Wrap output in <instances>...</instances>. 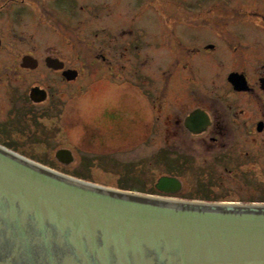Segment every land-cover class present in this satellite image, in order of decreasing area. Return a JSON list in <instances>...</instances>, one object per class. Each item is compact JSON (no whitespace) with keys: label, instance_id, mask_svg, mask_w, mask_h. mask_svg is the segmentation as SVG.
Wrapping results in <instances>:
<instances>
[{"label":"flooded vegetation","instance_id":"1","mask_svg":"<svg viewBox=\"0 0 264 264\" xmlns=\"http://www.w3.org/2000/svg\"><path fill=\"white\" fill-rule=\"evenodd\" d=\"M215 4L209 13L219 10ZM39 7L40 0H0V150L20 156H45L42 162L46 165L87 180L84 173L102 168L103 157L125 156L135 149L138 135L145 146L142 181L147 187V88L142 98L134 99L133 95L132 99L131 89H136L130 85L133 79L119 81L116 72L124 69L119 65L120 54L135 53L134 36L129 34L128 46L122 45V49L114 40L109 53L117 66L111 65L104 50H98L88 61L87 53L76 50L66 58L47 55L41 60L32 52L7 48L8 40L19 36L18 30L30 13L35 12L32 14L38 21ZM230 14L229 18L206 20L200 25H190L187 20L175 25L171 21L170 38L164 36L167 51L176 59L192 60L218 57L221 48L216 38L220 39L226 70L223 97L218 94L209 98V108L198 105L183 114V104L176 101L168 105L166 116L182 118L180 130L161 133L159 158H155L166 167L178 163L168 154H191L202 146L214 150V161L224 163V167L236 164L249 173L264 169V4L255 3ZM188 30L207 32L211 39L196 43L182 34ZM48 60L55 65H47ZM103 69L111 71V82L98 78L101 84L92 90L95 82L89 80L102 74ZM188 89L196 96L197 88L190 85ZM141 100L142 107L138 106ZM161 176L178 178L182 182L180 191L173 195L157 191L154 185ZM152 188L151 196L177 198L182 195L183 181L159 173Z\"/></svg>","mask_w":264,"mask_h":264},{"label":"water","instance_id":"2","mask_svg":"<svg viewBox=\"0 0 264 264\" xmlns=\"http://www.w3.org/2000/svg\"><path fill=\"white\" fill-rule=\"evenodd\" d=\"M153 193L0 150V264H264V203Z\"/></svg>","mask_w":264,"mask_h":264},{"label":"rangeland","instance_id":"3","mask_svg":"<svg viewBox=\"0 0 264 264\" xmlns=\"http://www.w3.org/2000/svg\"><path fill=\"white\" fill-rule=\"evenodd\" d=\"M255 3L264 4V0H40L38 21L33 15L35 12L30 13L33 17L24 19L25 22L17 33L19 36L12 41L9 39L7 48L32 52L41 60L47 55L66 58L72 50H76L87 53L88 61L98 50H104L111 65L117 66L110 54L114 40L120 42L122 49V45L128 46L127 40L134 36L135 53L130 50L128 55L125 52L120 54L119 65L124 69L116 72L119 73V81L133 79L135 85H130L136 89H131L132 99L133 95L134 99L142 98V91L147 88V187L142 181L145 174V146L138 135L134 138L137 143L135 149L125 156H105L102 158V168L84 173L88 176L87 180L77 176L73 178L154 191L152 185L158 174L163 173L181 178L182 195L264 203V169L249 173L236 164H230L232 168L224 167V163L214 161V150L210 151L199 145H196L199 148L191 154H168L170 160L177 158L178 161L172 168L160 164L155 158H159L162 135L181 129V116L177 119L164 114L170 102L174 104L178 101V104H183L184 114L198 105L209 108V98L224 93L226 70L222 41L216 38L221 52L212 60L198 57L193 60L189 57L176 59L175 55L167 51L164 43V36L170 38V25L179 24L183 20L189 21L186 23L190 25H200L206 20L212 22L213 19L229 18L231 12L247 6L253 7ZM214 4L219 10L217 8L209 13ZM182 34L191 36L196 43L211 39V34L199 30H188V33ZM167 41L172 45L170 39ZM192 64L197 68L192 67ZM109 72L103 69L102 74L90 79L89 81L95 82L90 83L91 89L96 90L101 84L98 78H108L109 81ZM190 85L198 89L195 91L196 96L188 89ZM152 103L155 104L154 110ZM142 104L141 100L138 106L142 107ZM137 111L138 109L136 120ZM24 157L35 162L40 160L38 163L52 168L42 162L45 156ZM181 158L182 162L179 161ZM123 161L130 164L125 166ZM54 170L67 176L72 175L68 171Z\"/></svg>","mask_w":264,"mask_h":264}]
</instances>
